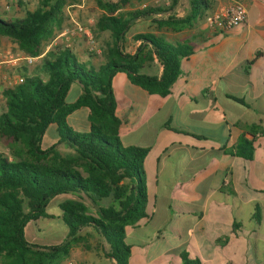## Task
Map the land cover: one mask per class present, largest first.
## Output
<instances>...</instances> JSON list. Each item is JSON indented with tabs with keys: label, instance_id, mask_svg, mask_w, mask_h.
I'll return each mask as SVG.
<instances>
[{
	"label": "trees",
	"instance_id": "1",
	"mask_svg": "<svg viewBox=\"0 0 264 264\" xmlns=\"http://www.w3.org/2000/svg\"><path fill=\"white\" fill-rule=\"evenodd\" d=\"M130 1L107 3L109 16L97 25L96 34L114 38L112 48L108 46L111 50L106 64H80L72 51L56 46L43 57L38 69L41 75L35 73L3 91L6 102L0 116V141L11 148L14 161L0 155L2 264H55L68 254L73 242L83 239L80 234L86 229L107 245L108 259L115 264L129 263V229L149 217L144 168L148 151L121 145L113 78L126 73L134 85L167 97L182 73L184 61L195 54V49L188 42L172 45L156 34L137 36L135 42L140 45L134 55H125L121 48L137 21H151L158 32L178 34L199 26L213 10L212 0H191L190 13L184 18H158L175 11L180 0H172L168 11L148 7L118 15ZM65 5L66 0H42L38 9L23 19H0V38L13 41L29 57L42 56L66 21ZM156 62L162 68L160 77L143 73ZM75 84L82 87V94L71 104L67 97ZM231 99L252 108L243 99ZM82 108L91 111L90 127L85 132L74 130L68 123L69 116ZM51 126L57 127L59 140L44 151L42 143ZM248 135L251 140L241 138L227 153L252 161L256 149H264V131ZM60 146L75 154L61 156L57 153ZM63 196L74 198L61 206L68 228L66 243L50 247L30 243L26 238L28 225L44 217L50 204Z\"/></svg>",
	"mask_w": 264,
	"mask_h": 264
},
{
	"label": "crops",
	"instance_id": "2",
	"mask_svg": "<svg viewBox=\"0 0 264 264\" xmlns=\"http://www.w3.org/2000/svg\"><path fill=\"white\" fill-rule=\"evenodd\" d=\"M212 2L211 14L225 5L243 4L248 11L246 23L228 34L215 32L206 25L207 19L195 30L189 29L178 34L168 31L153 33L164 36L166 40L188 42L195 49V54L184 61L182 73L167 97L150 94L134 85L126 73H117L113 78L116 116L121 121V145L148 151L144 162L147 184L152 175L159 187L160 179L174 178L175 171L178 173L177 178L181 180L186 178L182 174L190 171L194 173L190 178L196 181H179L173 187L169 206L173 215L164 229L155 230L150 236L145 233L140 237L149 226L148 223H143L145 219L129 229L128 239L132 247L129 263L138 260L140 264H170L169 260L174 259L175 264H179L180 259L191 256L188 252L190 243L196 238L199 228L204 227L203 224L211 228L234 227L233 232H237L246 228L245 220L251 216L254 206L257 209L264 206L260 201V196L264 194V181H253L251 168L248 166L253 160L245 161L227 153L236 148L241 138L251 140L249 132L264 131V0ZM190 10V4L187 3L184 9H175L174 16L184 18ZM139 45L140 43L138 47ZM222 48L231 60L226 69L218 70L205 59L212 57L214 62H220L222 58L217 51ZM81 51L76 49L77 53ZM14 66L15 63L10 61L0 62V98H3L1 93L7 89L9 81L24 79L11 76L12 70L16 71ZM183 67H187L185 73ZM209 72L215 74L211 75ZM143 73L160 77L162 68L156 62V73L152 74L149 70ZM73 91H76L75 99L69 102L68 97ZM81 94L82 87L73 85L67 97L68 103H75ZM231 97L245 100L252 108L235 102ZM90 114L89 108H82L69 116L68 123L74 130L85 132L90 127ZM206 114H219L218 122L223 128L206 130L204 127L192 126L191 122L203 120ZM176 129L193 134L197 138L194 139L202 145L196 149L197 157L194 155L186 166L182 161L183 151L190 152V148L183 146V135L176 132ZM186 137L193 138L190 135ZM215 137H220L222 143L210 144L209 141ZM58 140L57 127L51 126L42 144L46 143L51 147ZM255 152L264 156L263 148H257ZM198 160L202 164L192 166ZM217 178H221V185L214 187V180ZM207 184L208 187H205ZM201 188L206 189L204 195L199 193ZM226 188L233 190L234 203L231 195L224 192ZM218 194H224L225 199H220L218 204H211ZM208 195L210 197L206 199L207 202L203 203L204 197ZM227 207L229 214L226 213ZM214 209L218 212L213 213ZM158 213L159 209L156 208L155 215ZM257 215L254 218L257 217L258 225H261L263 220L261 215ZM149 218L150 215L146 219ZM211 233L219 238L211 240L215 250L220 249L215 247L219 243H229L227 235L222 231L216 233L212 230ZM201 234L208 236L207 229L202 228ZM201 242L204 244L205 240L201 239ZM197 243L199 245V240ZM200 249L201 246L194 247L198 253ZM249 250L251 255H247V261L256 258V264H264V253L259 257L258 248L255 249V256Z\"/></svg>",
	"mask_w": 264,
	"mask_h": 264
},
{
	"label": "rangeland",
	"instance_id": "3",
	"mask_svg": "<svg viewBox=\"0 0 264 264\" xmlns=\"http://www.w3.org/2000/svg\"><path fill=\"white\" fill-rule=\"evenodd\" d=\"M186 1V3H185ZM42 0H0V19L3 20H18L26 17L27 13L35 12L40 6ZM120 0H66V5L64 8L66 21L60 31H58L55 37L45 46L44 54L46 55L56 46H64L73 52L75 58L80 64H87L93 67H99L104 65L109 60V54L112 48L114 38L111 34L98 35L96 34V28L98 23L109 16V12L106 9L107 3H119ZM191 0H180L178 7L184 9V6L189 3ZM172 6V0H131L130 3L124 8L120 9L118 15H126L130 12L137 10H143L148 7H162L164 10H170ZM170 15H175L174 12L163 14L162 17L158 18H167ZM199 27L194 28L193 30ZM82 29V31H80ZM90 33L95 40L102 53L95 56L94 58H89L87 50V41L88 38L84 32ZM189 31V30H184ZM158 32L157 27L151 21L140 20L137 21L130 29L129 33L125 37V44H123L121 51L125 55H134L138 43L135 42V38L139 35L153 34ZM165 32V30L163 31ZM168 43L175 45L177 42L173 40H166ZM183 43V41H180ZM76 49L82 50L80 53L76 52ZM0 52L1 53H10L14 56L25 55L22 51L19 50V47L11 40L7 38H0ZM79 52V51H78ZM218 55L221 56L220 62H214L212 57H207L206 62L210 63L211 66L215 65L218 70H224L230 63V57L228 53L222 48L219 49ZM45 55V56H46ZM34 58V57H33ZM43 58L35 62L33 66H27L25 62L16 63V71L12 70V77H19L26 79L27 77H32L33 74L41 75L38 71L39 67L43 65ZM14 66V67H15ZM150 73H156V65L148 69ZM187 70V67H183V73ZM20 72V74L18 72ZM209 74L214 75V72H209ZM44 76V74H42ZM9 88L7 84V89ZM6 90V89H4ZM3 95V93H1ZM76 91H73L69 97L68 101L71 102L75 99ZM5 98H0V116L2 114L3 108L5 106ZM220 118L219 114L204 115V119L200 121L191 122L194 127H204L206 130L212 129H222V125L218 122ZM53 128V127H52ZM203 128V129H204ZM54 129V128H53ZM178 133H182V143L183 146H188L190 152L187 150L183 151V164L189 165L188 162L195 155L197 157V148L202 147L198 141H196L193 134L187 132H180V129L175 130ZM51 132V130H50ZM186 133V134H185ZM192 133V132H191ZM192 136L186 137V136ZM197 139V138H196ZM210 144L218 145L222 143L220 137H215L209 141ZM54 146L48 147L46 143L42 144V150L46 151ZM57 153L63 157L73 156L75 153L66 148L65 146H60L57 149ZM0 155L8 157L10 162L14 161L12 156V150L10 147L5 146L0 141ZM45 163V161H44ZM202 164L201 160H198L192 166H199ZM248 166L251 168L253 181L260 182L264 181V156H261V153H254L253 162L248 163ZM186 178L183 180L177 178L178 173L175 171L174 178H161L160 185L157 187V181L153 179V176L148 180L147 187L149 188V204H148V213L150 215L149 219L143 220V223H148L149 226L147 231L142 233V237L145 233L152 235L155 230L159 231L166 227L169 221L172 218L173 211L169 208L170 206V192L173 187L178 185L179 181H195L190 178L194 175L190 171L183 173ZM229 179V178H228ZM196 183V181H195ZM211 183V181H210ZM194 184V182H193ZM214 187L221 185V178L214 180ZM208 187V184L205 186ZM206 189L201 188L199 193L204 195ZM227 195H231V201L235 202V197L233 190L231 188H226L224 191ZM210 195L204 197L203 203H206V199ZM262 204H264V194L260 196ZM220 199H225L224 194H218L214 201L211 204H218ZM67 200H74L72 196H63L54 200L49 208L46 211L44 217L39 218L37 221L31 223L26 228V238L27 240L35 245L39 246H58L66 243L68 239V228L63 221V211L61 206ZM201 204V203H199ZM159 209V213L155 215V209ZM213 213H217L218 210L214 209ZM226 213L229 214V207H227ZM260 213V214H259ZM261 215L262 224L258 225L257 217L254 218V215ZM257 215V216H258ZM204 227L199 228L196 238L190 243L189 253L190 257H184L180 259L179 264H256V258L254 260L246 259L247 255H251V252L256 255V248L258 252L264 253V206L257 209L256 206L251 211V216L247 217L245 220V229H239L237 232H233L234 227L232 228H211L207 224H203ZM205 228L208 231V236H203L201 234V229ZM214 230L216 233L221 231L227 235L229 243L225 245L224 243H219L215 247H219V250L213 248V243L211 240H215V236L211 233ZM83 238L79 242H73L69 246L68 254L58 260L55 264H114L113 260L108 259L106 256L107 245L95 235L91 229H86L80 234ZM201 239L205 240L204 244L201 242ZM217 240L219 238H216ZM199 240V245H198ZM238 241V243H236ZM253 241V242H252ZM130 242V241H129ZM199 251L194 250V247L200 248ZM246 255V256H244ZM247 261V263H246ZM170 264H175L174 259L169 260ZM251 262V263H250ZM264 262V260H262ZM2 264V262H0ZM128 264H140L138 260L131 261Z\"/></svg>",
	"mask_w": 264,
	"mask_h": 264
},
{
	"label": "built area",
	"instance_id": "4",
	"mask_svg": "<svg viewBox=\"0 0 264 264\" xmlns=\"http://www.w3.org/2000/svg\"><path fill=\"white\" fill-rule=\"evenodd\" d=\"M248 18L247 8L241 3H232L229 5L222 6L214 11L206 20V25L213 29L215 32L228 33L234 30L235 28L246 23ZM82 31V29H80ZM88 38L87 41V50L90 55L97 56L102 53L99 48L95 38L88 32H84ZM46 53L38 58L25 57V56H14L8 53L0 52V62L1 61H10L15 63L25 62L27 66H33L35 62L39 59L45 57ZM24 82V79H16L8 82L9 87H15Z\"/></svg>",
	"mask_w": 264,
	"mask_h": 264
}]
</instances>
